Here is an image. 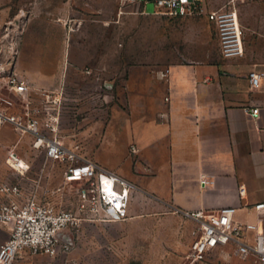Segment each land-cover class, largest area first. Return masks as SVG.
Segmentation results:
<instances>
[{
  "label": "rangeland",
  "instance_id": "obj_1",
  "mask_svg": "<svg viewBox=\"0 0 264 264\" xmlns=\"http://www.w3.org/2000/svg\"><path fill=\"white\" fill-rule=\"evenodd\" d=\"M137 1L146 3L148 14L134 0H0V62L11 63L29 82L37 107H42V92L57 94L61 140L84 159L103 166L117 160L103 149L104 142L123 152L129 139L130 112L124 98L129 70H162L220 53L214 24L207 16L210 10L236 9L244 36L264 40V0H208L203 12L185 16L155 13V0ZM1 92L9 93L3 75ZM112 116L117 121L108 131ZM11 150L31 161L32 171L22 180L29 185L46 164L45 155L35 153L31 137L23 136L10 121L0 126V183L20 179L6 163ZM47 167L53 173L49 184H61L63 164L48 162ZM88 223L81 226L77 245L65 259L27 255L22 264H96L101 258L111 264L199 263H192L187 245L175 249L170 234L161 239L153 232L156 226L168 230L174 226L167 217L146 225L150 233L144 235L136 222L103 228ZM8 237L0 226V243ZM209 259L213 264H242L234 257L219 261L217 254Z\"/></svg>",
  "mask_w": 264,
  "mask_h": 264
},
{
  "label": "crops",
  "instance_id": "obj_2",
  "mask_svg": "<svg viewBox=\"0 0 264 264\" xmlns=\"http://www.w3.org/2000/svg\"><path fill=\"white\" fill-rule=\"evenodd\" d=\"M134 1L148 14L145 2ZM263 41L244 36L245 53L238 58H224L220 52L162 70L136 67L127 72L129 139L123 152L106 142L103 149L117 157L104 166L134 186L130 216L89 225L103 228L136 222L144 235L150 233L146 225L167 217L174 226L169 230L156 226L153 232L161 239L170 234L174 248L184 249L190 246L196 226L188 213L231 206L236 208V221L255 224L264 234V209L254 208L264 202ZM252 71L260 74L259 86L251 85ZM255 108L258 115H252ZM114 121L117 118L112 116L108 131ZM247 236L253 242L255 231ZM225 252L229 254H213L222 262L239 259L232 249ZM96 264L111 263L101 258ZM198 264L213 263L208 257Z\"/></svg>",
  "mask_w": 264,
  "mask_h": 264
},
{
  "label": "built area",
  "instance_id": "obj_3",
  "mask_svg": "<svg viewBox=\"0 0 264 264\" xmlns=\"http://www.w3.org/2000/svg\"><path fill=\"white\" fill-rule=\"evenodd\" d=\"M204 1L155 0V13L192 15L204 11ZM207 16L214 24L222 56L242 57L244 30L238 11L222 8L208 11ZM0 75L9 90L0 94V126L11 121L23 136L31 137L32 150L44 153L46 159L38 177L28 185L22 180L32 171L31 161L16 150L7 156V165L20 179L0 183V226L9 233L8 239L0 243V264H22L27 255L65 259L75 249L77 235L86 222L129 218L134 186L125 177L84 159L64 144L58 133L60 99L56 93L42 92L40 109L33 96L36 91L11 63L0 62ZM249 79L252 86H259L260 74L252 71ZM258 114L259 108L252 110V115ZM48 162L63 164L58 186L49 184L53 173ZM254 208L264 209V202ZM235 211V207L226 206L188 213L196 221L189 246L192 263L204 262L217 251L229 254L226 249H232L233 255L242 261L264 264V234L255 224L236 221ZM249 231H255L253 242L248 240Z\"/></svg>",
  "mask_w": 264,
  "mask_h": 264
}]
</instances>
